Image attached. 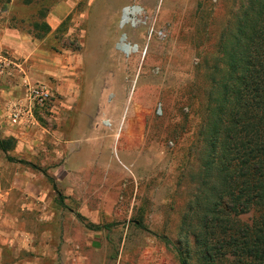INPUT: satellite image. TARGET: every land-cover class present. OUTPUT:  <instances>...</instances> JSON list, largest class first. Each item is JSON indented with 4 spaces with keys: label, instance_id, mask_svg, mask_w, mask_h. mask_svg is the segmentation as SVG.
I'll return each instance as SVG.
<instances>
[{
    "label": "rangeland",
    "instance_id": "obj_1",
    "mask_svg": "<svg viewBox=\"0 0 264 264\" xmlns=\"http://www.w3.org/2000/svg\"><path fill=\"white\" fill-rule=\"evenodd\" d=\"M59 1L0 0V40L11 28L58 58L45 59L52 68L42 75L0 46V135L15 139L9 155L20 160L0 151V264H178L171 243L200 165L216 43L241 0H163L158 11L160 0H133L128 6L147 8L136 17L148 20L136 68L110 43L126 32L125 0H74L53 32L32 36L43 31L34 23L46 21L44 8ZM107 85H135L150 110L139 145L123 149L126 163L114 149L109 159L97 145L75 143L88 134L76 130L82 101ZM78 213L109 229L87 228L93 218Z\"/></svg>",
    "mask_w": 264,
    "mask_h": 264
},
{
    "label": "trees",
    "instance_id": "obj_2",
    "mask_svg": "<svg viewBox=\"0 0 264 264\" xmlns=\"http://www.w3.org/2000/svg\"><path fill=\"white\" fill-rule=\"evenodd\" d=\"M39 26L43 31L32 36L41 39L50 26L45 20L34 23ZM215 59L197 131L200 165L181 216V236L171 244L178 264H264V0H241L230 12ZM14 145L13 137L0 135L6 159L20 161L9 155Z\"/></svg>",
    "mask_w": 264,
    "mask_h": 264
},
{
    "label": "crops",
    "instance_id": "obj_3",
    "mask_svg": "<svg viewBox=\"0 0 264 264\" xmlns=\"http://www.w3.org/2000/svg\"><path fill=\"white\" fill-rule=\"evenodd\" d=\"M132 1L133 0H125L121 9L117 10L121 11L123 15L124 7H128L126 9H132V11H127V13L125 10V16L127 19L124 21L125 25L123 26V29L126 32L122 35L124 37L123 43L128 44V49L120 50L124 52L123 56L126 59L136 58V61L132 62V66L136 68L138 65L139 67L142 66L145 58L146 52L141 57L139 49L141 47L140 43L143 40V30L144 27L148 25V20L136 17V14L140 13L139 11L142 7L143 9H147L146 6L143 5V3H141L142 6H128ZM161 2H163V0H160L159 3L154 6L153 10L158 11ZM74 5V0H62L52 6L46 16V22L50 26V32H53L61 24L62 20L70 13ZM156 20L157 19H153V21L150 20L149 24L152 22V25L154 26ZM127 22L132 23L133 26L127 24ZM7 29V32L0 40V46H5L14 56L23 59L25 63H28L31 70L36 73H41L43 75L52 68V66L48 65V62L45 60L50 56L44 48L41 47V41L28 38L26 35L19 31L16 32L11 28ZM151 30L152 29H150V34L152 33ZM118 34L119 32L115 34L114 38L110 41V43L115 42L114 47L117 49H119L117 44L120 43L121 38H119L120 35L118 36ZM150 36L151 35H149V37ZM109 47L110 45L108 48ZM50 58H52L53 61L58 60V58L55 57ZM116 64L122 65V62ZM108 90L109 93H107ZM135 93V85H107L104 94H102L100 98H84L81 104L82 110L80 111L82 119H79L76 124V130L82 132L81 137H83L84 132H88V134L86 136L84 135V138L87 137L85 140L76 141L75 143L80 144V142L83 141L92 147L97 145L100 148L107 150L109 159L112 154L111 149H114L113 153L115 158L121 163H126L127 159H125L122 154L123 149L132 150L136 145H139L140 135L142 136L143 134V122L150 111L146 100L139 101L138 98H135ZM109 95H111V97L107 99V96ZM81 216L85 219V216L90 219L93 218L90 222L95 223L93 220H95L94 217L96 215L93 214L91 216L90 214L84 213ZM96 224H99L101 228L97 230L91 229L95 232L105 229L107 230L110 226L109 224H106L108 226V228H106L102 223Z\"/></svg>",
    "mask_w": 264,
    "mask_h": 264
},
{
    "label": "water",
    "instance_id": "obj_4",
    "mask_svg": "<svg viewBox=\"0 0 264 264\" xmlns=\"http://www.w3.org/2000/svg\"><path fill=\"white\" fill-rule=\"evenodd\" d=\"M126 8H128V7H124V9H123V15H122V21L123 22L127 19L126 16H125V10H126ZM132 8H133V6H132ZM123 39H124V37L122 36L120 38V43L117 44V47L119 49H121V50H127L128 49V44L127 43H123Z\"/></svg>",
    "mask_w": 264,
    "mask_h": 264
},
{
    "label": "bare ground",
    "instance_id": "obj_5",
    "mask_svg": "<svg viewBox=\"0 0 264 264\" xmlns=\"http://www.w3.org/2000/svg\"><path fill=\"white\" fill-rule=\"evenodd\" d=\"M127 11H132V9H130V8L129 9H126V13H127Z\"/></svg>",
    "mask_w": 264,
    "mask_h": 264
}]
</instances>
